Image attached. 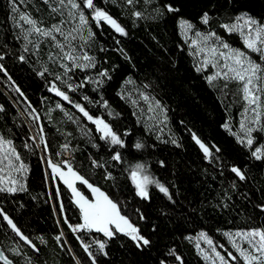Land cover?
Masks as SVG:
<instances>
[{"label":"trees","instance_id":"1","mask_svg":"<svg viewBox=\"0 0 264 264\" xmlns=\"http://www.w3.org/2000/svg\"><path fill=\"white\" fill-rule=\"evenodd\" d=\"M17 2L19 4V0ZM34 2L40 7L39 11H36L32 2L19 4V7L23 11L31 12L34 17H43L45 24L50 23L53 17L49 15L48 6L43 0H34ZM165 2L167 0H160L161 4ZM170 2L179 5L180 11L168 13L161 20L148 18L136 20L134 23L131 15L132 6L126 5L125 0H108L107 3L104 0H94L98 6L109 11L128 33L126 36L116 33L106 22L102 21L97 25L89 17L96 37L88 50L96 56L98 63L96 69L89 70L88 74L94 75L101 67L110 70L112 78L106 80L100 91L103 92L110 106L121 115L109 117L100 104L91 105L83 101L82 97L85 93L95 100L100 99V91H93L91 84L81 91H70L69 95L84 103L92 113L103 115L113 124L114 129L122 135L128 145L121 149L125 161H145L151 173L157 178L169 184L175 183L176 187H171L170 190L176 192L177 187L179 189L177 199L180 206L177 207V213L188 211V202H191L192 208L197 209L203 202V212L199 210L195 213L189 212V219L186 222L170 223L175 217H165L160 213L159 209L166 203V198L154 186L151 187V201L136 196L128 173L123 171L128 167L127 162H121L116 167L108 165L109 170L116 176L119 186L117 191L113 182L104 178L103 161L108 159L111 150H106L104 147L94 148L88 143V136L82 135L76 123L69 121L55 104L59 101L64 105L65 110L80 118L81 124H86L92 129V137L100 135L95 131V125L87 121L72 104L48 90L44 79L33 70L35 57H30L32 60L30 64L20 62L15 56L8 55L2 62L27 99L15 90V85H12L7 76L0 71V104L4 105V110L0 111V133L14 140L29 170L26 173L27 190L7 196L0 193V207L8 212L17 226L40 249L39 252L32 249L11 230L0 215V252L13 260L14 264H26L28 257L32 258V264H76L74 255L81 260L87 259L86 253L75 238L76 234H73L66 224L56 223L62 215H68L73 222L76 217L72 214L74 205L68 204L70 190H67L58 178L53 181L46 177L50 167L41 157L49 154L54 160L74 157L73 165L77 170L119 199L121 204L127 202L128 207L125 211L141 225L142 231L146 234L151 233L152 224L159 225V230L151 233L154 244L150 250H137L129 238L122 236L120 240L114 239L111 242L108 249L110 256L101 257L104 264H156L158 258L167 255V249L173 244L176 245L178 254L183 257L184 264H209L197 252L193 240L183 239L181 234L193 237L202 230L207 231L218 245L225 246L219 250L226 254L229 248L226 245V237L222 234L223 231L264 227V214L255 207L264 202V162L254 160L249 150L240 145L235 137L222 127L228 122L233 131L238 130L243 108L241 94L236 96L231 94L236 89L235 82L230 83L229 88L223 91L219 87L209 86L204 77L214 69L209 65L207 70L196 71L195 65L200 57L194 56L189 51V42H185L184 37L180 35L179 25L180 18L183 17L192 21L197 28L206 30L209 26L203 25L199 17L204 11H208L212 17L211 28L231 45L247 50L239 33L228 34L219 27V24L234 20L241 12L264 21V0H170ZM8 5L9 0H0V49L7 52L8 49H4L3 45L8 44L9 48L18 55L22 40L14 39V33L19 32V27L10 18L12 13ZM135 7L144 11L146 16H150L151 8L155 7V4L149 7L144 4V0H139ZM55 19L59 20L60 17L56 15ZM24 26L27 27L26 24ZM101 44L104 51H100ZM42 48L46 50V45L42 44ZM41 55L42 59H46L43 53ZM253 56L258 59L256 54ZM76 72L74 79L79 81L82 73L79 70ZM129 78L132 83L125 85L124 82ZM48 79L52 80L53 77L49 76ZM145 84L151 85L147 90L168 108L169 121L163 125L162 131L161 125H154L151 121H148L150 127L146 128L144 122L150 114L145 112L141 116L140 108L118 95L123 86L135 97L134 89L142 88ZM224 92L228 94L224 95ZM140 104L146 109L142 101ZM33 107L40 117L36 122H32V117L28 116V112ZM30 123L32 131L29 130ZM36 124L45 126V134L50 142L47 152L42 151L41 148L32 151L23 148L24 141L34 145L35 142L30 136L35 132ZM57 128H60L61 132H57ZM126 129L129 131L124 135ZM64 130L71 132L68 140L76 149L72 152V156L68 155V157H65L67 153L63 156L56 155L60 151L59 145L65 142V136L62 134ZM192 132L210 147L218 145L222 150L220 155L227 162L241 166L247 173V179L240 181L230 170H226L223 176L219 175V170L203 159L202 150L192 139ZM158 135L163 136L164 140L175 137L182 147L157 140ZM257 139L264 142V133L258 134ZM137 140L145 143L147 147L142 150L132 148L131 145ZM97 142L102 145L104 143ZM90 154L97 159L103 157L101 167L92 168ZM160 159L167 161L165 167L159 165ZM64 167L66 168V165ZM205 168H208L207 174L204 172ZM233 179L237 183L235 190L229 187V181ZM222 181L223 186L232 193L230 209H214L212 206L218 202L217 193L223 195ZM77 184L80 186V182ZM56 187L61 188L62 196L53 199L52 193ZM61 199L67 205V210L65 213L57 214L53 208ZM136 207L141 208L147 215V221L137 219L134 212ZM61 227L65 236L61 237V242H57L55 236L59 234ZM41 235L46 243H41L39 239ZM17 247L20 248V253H13L11 250ZM167 259L169 264H179L174 262L171 256ZM0 264H4V261L0 260Z\"/></svg>","mask_w":264,"mask_h":264},{"label":"snow or ice","instance_id":"2","mask_svg":"<svg viewBox=\"0 0 264 264\" xmlns=\"http://www.w3.org/2000/svg\"><path fill=\"white\" fill-rule=\"evenodd\" d=\"M29 2L33 3L36 11L40 10L34 0H19V4ZM104 2L107 3L108 0H104ZM43 3L48 6L49 15L53 17L48 24L44 23L43 17H34L31 12L21 10L17 0H9L8 6L12 13L10 18L19 27V32L14 33V39L22 40V45L18 55L9 48L8 44L3 45V48L8 49V51L5 52L0 49V71L7 76L8 81L12 85H15V90L27 99L25 93L16 85L12 76L8 74V69L2 61L6 56L12 55L20 62L31 64L32 60L30 57H35L33 70L39 77L44 79L48 90L79 110V113L87 121L95 125V131L100 135L92 137V129L88 128L86 124H81L80 118L65 110L64 105L59 101L55 104V107L61 109L69 121L76 123L81 134L88 136V143H91L94 148L100 149L104 147L106 150H111L108 159L103 161L104 178L111 180L113 186L119 191L116 176L109 170L108 165L111 164L116 167L121 162H127L125 161L124 153L121 151V149L128 147L126 140L114 129L113 124L109 120L105 119L103 115L92 113L84 103L73 99L69 92L81 91L89 84L93 85V91H100L106 80L112 78L110 70L103 67L96 71L94 75L88 74L89 70L96 69L98 63L96 56L88 50L95 42L96 37L89 17L97 25H100L102 21L106 22L116 33L126 36L128 34L127 30L109 11L94 3V0H43ZM137 3H139V0H125L126 5L132 6L131 15L134 18V23L139 19L161 20L168 13L180 11V6L170 2V0L163 4L160 3V0H144L146 6L151 7V5L155 4V7L151 8L152 15L146 16L144 11L135 7ZM56 15L60 17L59 20L55 19ZM199 20L203 25H208V29L197 28L192 21L183 17L179 21L180 35L184 37L185 42H189V51L194 56L200 57L195 65L196 71L207 70L209 65H211L214 71L206 74L204 78L209 86L219 87L222 91L228 89L230 83H236V89L231 94L233 96L241 94V100L243 101L239 128L237 131H233L228 122H225L222 127L229 131L240 145L249 150L250 156L254 160L264 162V142L257 139L258 134L264 133V21L254 18L248 13L241 12L235 16L234 20L219 24V27L228 34L239 33L243 45L247 49L242 50L240 47L231 45L216 30L211 28L212 17L208 11H204L200 15ZM25 24L27 27L24 26ZM117 43H119V40H117ZM42 44L46 45V50L42 48ZM104 50L101 44L100 51ZM42 53L46 56V59H42ZM253 54H256L258 59L254 58ZM76 70L82 73L79 81L74 79L77 74ZM49 76L53 77V79L49 80ZM130 83H132L131 78L124 82L125 85ZM149 88H151V85L145 84L142 88L134 89L136 96L133 97L132 92H128L122 86L118 95L122 99H128L133 106L140 108L141 116L145 112L150 114L147 121L144 122L146 128L150 127L148 121H152L154 124L161 125L160 130L162 131L163 125L169 121L168 108L160 99H157L147 90ZM223 94L227 95L228 93L224 92ZM82 99L91 105L100 104L109 117L121 115L110 106L102 91H100L99 100L93 99L87 93L83 95ZM141 101L146 105V109L141 107ZM3 110L4 105L0 104V111ZM28 116L32 117V122L40 119L34 107L28 112ZM49 119H51L50 116ZM230 119L231 117H229ZM29 130L32 131L31 123ZM128 131L126 129L124 135H127ZM9 132H11V129H9ZM57 132H61V129L57 128ZM254 133L257 135H254ZM62 134L65 136V142L59 145L60 151L56 155L63 156L67 153L72 156V152L76 149L72 147L68 140L71 132L64 130ZM191 136L196 145L199 146V149L202 150L203 159L208 161L209 165H214L219 170V175L223 176L226 170H230L240 181L247 179V173L241 166L227 162L220 155L222 150L218 145L210 147L195 132H192ZM30 139L35 142L34 145L24 141L23 148L30 151L35 148H41L44 152H47L50 148V142L45 134V126L43 124H36L35 132L30 136ZM156 139L182 147L180 141L175 137L170 140H164L163 136L158 135ZM97 141H103L104 143L102 145ZM131 147L136 150H142L147 145L137 140ZM41 159H44L51 169L50 172H46V177L49 180L58 178L63 182L67 190H70L68 204L74 205L72 214L76 217V220L73 222L68 215H62L61 219H58L56 223L58 225L66 224L67 228L73 234H76V240L79 241L84 253H86L87 259L84 260L74 255L76 264H104L101 257H109L110 251L108 249L111 242L114 239L120 240L122 236L129 238L137 250L144 251L152 248L154 241L151 233L159 230L158 224L154 223L151 225V233L149 234L142 231L141 225L136 223L125 211L128 207L127 202L125 201L124 204H121L119 199L77 170L73 165L74 157L54 160L49 154L42 156ZM89 160L93 169L102 166L103 157L97 159L90 154ZM127 163L128 167L123 169V171L128 173V178L134 186L136 196L142 200L151 201V187L154 186L166 198V203L159 209L160 213L164 214L165 217H175V219L170 220V223L179 224L186 222L189 219V212L195 213L198 210L203 212V202L199 209L192 208L191 202H188V211L177 213V207L180 206L177 199L179 189L177 187L176 192L170 190L171 187H176L175 183L169 184L157 178L151 173L145 161L135 160ZM158 163L161 167L167 165V161L164 159H160ZM65 165L66 168L64 167ZM28 170L29 166L25 163L21 152L15 146L14 140L0 133V193H4L7 196L26 191V173ZM204 172L207 174L208 168H205ZM77 182H80V186H78ZM229 187L233 190L237 188L235 179L229 181ZM221 192L223 195L220 192L217 193L218 202L212 205L213 208L230 209L232 205L229 202L232 199V193L223 186V181L221 182ZM60 196H62V190L60 187H56L52 197L56 199ZM255 207L264 214V202L255 205ZM53 210L57 214L65 213L67 205L61 199ZM134 212L138 220H148L147 215L141 208L136 207ZM0 215H2L3 220L7 222L11 230L23 241L36 252L40 251L32 239L17 226L3 207H0ZM217 231L222 230L217 229ZM222 234L227 238L231 248L238 253V256L234 255L231 250H227L226 254H222L218 249L225 246L223 244L218 245L207 231L198 232L194 238L191 235L184 236L181 234V236L189 241L195 239L197 252L205 261H210V264H233V262L241 264V260L242 264H264V227L223 231ZM64 236L65 232L61 227L55 239L57 242H61V237ZM39 239L41 243H46L43 235ZM201 241L207 244V250L201 246ZM244 242L247 243V247L243 246ZM61 246L63 247V244ZM11 251L20 253V248H13ZM168 256H171L174 262L184 264V259L178 254L177 247L174 244L167 249L166 256L157 259L156 264H169ZM0 260H3L4 264H14V261L4 255L3 252H0ZM26 264H32L31 257L27 258Z\"/></svg>","mask_w":264,"mask_h":264},{"label":"rangeland","instance_id":"3","mask_svg":"<svg viewBox=\"0 0 264 264\" xmlns=\"http://www.w3.org/2000/svg\"><path fill=\"white\" fill-rule=\"evenodd\" d=\"M151 123H153V122L151 121ZM153 124H154V123H153ZM154 125H158V124H154ZM65 157H68V154H66ZM50 171H51V169H50ZM54 180H55V179H53V181H54ZM195 236H196V235H195ZM195 236H193V238H194ZM193 242L195 243V239H193ZM226 245H227V247L229 248V250H231V251L233 252L234 255H237V256H238V253H236L235 250L231 248V245H230V243L228 242L227 238H226ZM201 246L204 247L206 250L208 249L207 244L204 243L203 241H201ZM243 246H244V247H247V243L244 242ZM218 250H219V249H218ZM220 251H221V250H220ZM221 252H222V251H221ZM222 254H225V253L222 252ZM207 262L210 264V261H207ZM241 263H242V260H241Z\"/></svg>","mask_w":264,"mask_h":264}]
</instances>
